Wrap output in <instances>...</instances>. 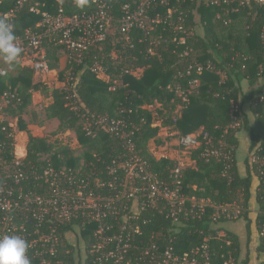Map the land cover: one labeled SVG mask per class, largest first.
Segmentation results:
<instances>
[{
  "label": "built area",
  "instance_id": "built-area-1",
  "mask_svg": "<svg viewBox=\"0 0 264 264\" xmlns=\"http://www.w3.org/2000/svg\"><path fill=\"white\" fill-rule=\"evenodd\" d=\"M6 2L15 4V9L0 12V18H7L12 24L22 10L41 16L34 29L15 33L17 46L23 55L31 57L30 68L37 74L51 71L45 51L47 43L63 46L66 65H80L91 52L102 49L116 32L123 41H129L134 29L147 36L166 23L174 33H186V16L175 9L173 0H139L135 6L127 3L122 6L121 17L114 14L111 0H92L93 9L72 15L64 14L62 8L57 15L42 12L41 0H0V5ZM197 4L219 9L217 19L225 25L244 11L252 20L262 19L260 38L264 43V0H197ZM159 7L167 8V12L162 15ZM179 42L184 43V38ZM149 53L155 54L152 49ZM263 69L264 64L261 73ZM91 71L99 79L109 81L97 63ZM205 72H216L221 84L227 80V75L216 70L210 61H190L185 76L191 79L174 88L178 100L172 113L174 125L198 92L200 76ZM124 73L135 75L129 70ZM7 75L8 71L0 65V76ZM63 82L62 88L72 91L70 98L76 99L71 69L66 70ZM121 85L114 80L110 90ZM0 100L7 105L20 101L10 92H5ZM77 103L72 105L76 112L79 107L84 108ZM256 103L264 104V91ZM230 118L231 124L223 129L217 143L204 134L207 142L203 157L223 161L224 176H231L236 153V147L227 142V135L243 123L240 102L234 99L230 101ZM10 125L0 121V237L16 235L27 241L30 264H241L233 257L219 260L210 245L211 235H205L203 243L190 251L178 252L176 240L180 229L191 221H202L208 208L214 209L211 227L219 239L228 236L225 225L243 220L247 209L242 200L215 206L209 200L188 195L180 166L170 171L168 179L159 177L140 154L134 142L135 130L123 117L88 111L81 115L87 137L95 139L105 132L122 143L111 161H102L101 168L85 159L77 166L58 164L53 153L43 156L39 163L27 161V152L25 156L16 153L15 130ZM201 134L178 133V145L197 149L202 144ZM58 159L63 161L64 155L58 154ZM250 164L257 180L258 210L254 224L264 259V153H252ZM226 239L230 245L231 238Z\"/></svg>",
  "mask_w": 264,
  "mask_h": 264
},
{
  "label": "trees",
  "instance_id": "trees-1",
  "mask_svg": "<svg viewBox=\"0 0 264 264\" xmlns=\"http://www.w3.org/2000/svg\"><path fill=\"white\" fill-rule=\"evenodd\" d=\"M111 1L114 3V14L121 17L124 4L135 6L139 0ZM41 2V11L53 15H57L60 8L64 14L72 15L94 7L92 0H41ZM173 6L186 16V33H174L166 23L158 25L147 36L143 31L134 29L129 34V41H123L122 36L116 32L114 37L105 42L102 49L91 52L82 64H67L59 75L65 81L66 70H72L76 83V99L70 98L72 91L66 87L50 90L46 84L36 83L33 77L35 71L29 67H22L19 62L14 67L15 74L8 72L6 77L0 76V98L5 92H10L20 101H14L9 105L0 101L3 106L1 111L19 117L20 131H27L21 115L31 104L32 93L39 92L50 96L53 103L46 109V118L57 119L60 123L59 128L63 131L73 130L85 152L82 156L74 157L68 148L55 150V146L49 143L48 139L30 135L27 161L39 163L43 156L53 153V160L58 164L77 166L85 159L87 162H94L97 168L102 167V161H111L122 143L115 136L105 132H100L95 139L87 137L82 130L81 115L88 111L100 116H121L135 130L134 142L140 154L148 160L151 170L159 177L168 179L170 171L179 167L178 162L169 158L157 160L148 148L149 142L156 139L160 132V127H153L154 118L149 107L155 104L162 105L165 114L161 113L163 116L161 127H172L183 135L202 132L200 136L202 144L192 150L190 156L194 166L182 169L185 192L192 197L209 200L215 206L242 200L247 209L242 220L245 232L243 240L231 231H227V237L231 238L230 245L227 244V237L223 239L215 237V231L211 227L214 209L208 208L202 221H191L189 226L180 229L176 240L178 252L190 251L201 245L207 235H211L210 245L219 260L233 257L241 264H249L253 259L250 248L252 229L249 203L254 179L248 168L246 176L240 174L237 149L238 134L246 132L250 138L249 151L264 153V104L256 103L264 91L262 84L264 72L261 73L264 64V43L260 38L262 19L252 20L248 12L244 11L237 15L231 24L225 25L217 19L219 9L199 6L197 0L179 2L173 0ZM13 9L15 4L11 2L0 5V12L4 14ZM157 10L162 15L167 12V8L164 7ZM40 19V15L27 10L20 11L14 21L15 33L19 34L26 28L34 29ZM198 26L203 29L202 35L197 33ZM181 38H184V43L179 42ZM115 39L120 40L116 45ZM151 49L154 55L149 53ZM62 50L64 51L63 46L55 42L45 45L50 70L58 68L59 53ZM114 51L119 54L117 59L113 58ZM22 56L23 53L20 57ZM192 60L202 63L210 61L216 70L220 69L227 75V80L221 84V77L216 72H205L200 76L198 92L191 97L189 107L174 125L172 113L178 105L174 88L177 85H186L191 79L185 76V71ZM96 63L103 69L109 81L99 79L92 73L91 69ZM125 70L131 72L139 70L142 74L137 77L125 74ZM182 74L184 75L181 76ZM114 80H119L122 85L111 91L110 87ZM245 81L251 90L243 89ZM232 99L240 102L243 123L240 128L227 135V142L236 147V153L231 176H224L223 161L203 157L207 142V139L204 140V134H207V138H211L214 143L222 137L223 129L231 124ZM74 101L84 108L79 107L78 112L74 111L72 109ZM249 115L252 116L251 120L248 118ZM58 154L64 155L63 161L58 159ZM261 250L259 246L257 251L260 254ZM254 258L257 259L258 256Z\"/></svg>",
  "mask_w": 264,
  "mask_h": 264
},
{
  "label": "rangeland",
  "instance_id": "rangeland-1",
  "mask_svg": "<svg viewBox=\"0 0 264 264\" xmlns=\"http://www.w3.org/2000/svg\"><path fill=\"white\" fill-rule=\"evenodd\" d=\"M117 30V27H115ZM197 33L199 35L203 34V29L198 26ZM120 40L115 39L114 44H118ZM119 54L113 52V58L117 59ZM30 56L23 55L19 58L20 65L22 67L30 68ZM0 65L5 68L10 74H15V68H9L6 62L0 58ZM65 53L62 50L59 53L58 68L51 70L49 73L37 74L34 72V81L46 84L50 90L61 89L64 86L63 80L60 78V72L65 68ZM137 77H140L142 71L134 72ZM256 88V87H255ZM243 89L245 91L251 90V87L247 82H243ZM1 101V100H0ZM2 102V101H1ZM0 102V121L7 122L11 124V128L15 130L14 143L15 150L19 156H25L27 152V145L29 142V136L35 138H46L49 143L55 146V150H61L62 148H68L73 152L74 157L82 156L85 152V148L80 145L77 140L76 133L73 130L63 131L59 128V121L57 119H47L46 109L53 103V99L50 96L42 95L39 92L32 93V102L29 107L22 113L21 118L27 126V131H20L19 128V117L13 116L10 112L1 111L3 109L2 103ZM154 118L153 127H160V132L158 137L149 142V152L157 159L169 158L178 162L179 166L182 168L194 166V162L191 160L192 150L182 148L178 145L177 132L172 127H161L163 123V116L161 113L165 114L164 108L160 104H155L149 107ZM21 150L24 153L21 154ZM253 241L250 244L254 250ZM253 250V251H254ZM254 256L261 258V254L255 250ZM256 259V258H255ZM256 259V260H257Z\"/></svg>",
  "mask_w": 264,
  "mask_h": 264
},
{
  "label": "clouds",
  "instance_id": "clouds-1",
  "mask_svg": "<svg viewBox=\"0 0 264 264\" xmlns=\"http://www.w3.org/2000/svg\"><path fill=\"white\" fill-rule=\"evenodd\" d=\"M15 26L7 18H0V58L9 68L19 63L22 49L16 44ZM28 242L16 235L0 237V264H30Z\"/></svg>",
  "mask_w": 264,
  "mask_h": 264
},
{
  "label": "crops",
  "instance_id": "crops-1",
  "mask_svg": "<svg viewBox=\"0 0 264 264\" xmlns=\"http://www.w3.org/2000/svg\"><path fill=\"white\" fill-rule=\"evenodd\" d=\"M244 113L246 112L244 111ZM248 118H250L249 120H251L252 116L250 117L249 115ZM238 141H239L238 149H237L238 169L242 176H246L247 168L250 170V172L252 169L251 164H250V156L252 153L249 151L250 150V138L248 137V134L246 132H241L238 134ZM253 179H254V183H253V189L251 193L252 196H251V200L249 203V209H250L249 218L251 220L252 241L253 243H255L254 244L255 250H257V248H259V244H258L259 241L257 242L259 238L257 236V233H256L257 231H256L255 224H254L256 213L258 210L257 195H256L257 180L254 176H253ZM243 226L244 224L242 220H240L236 222L227 223L224 229L226 231H231L232 233L236 234L240 240H243V237L245 235ZM251 250L253 252L252 253L253 259L249 264H264V259L262 258V256L261 258H259V260L258 259L256 260L254 258V253H256V251L252 247H251Z\"/></svg>",
  "mask_w": 264,
  "mask_h": 264
},
{
  "label": "bare ground",
  "instance_id": "bare-ground-1",
  "mask_svg": "<svg viewBox=\"0 0 264 264\" xmlns=\"http://www.w3.org/2000/svg\"><path fill=\"white\" fill-rule=\"evenodd\" d=\"M24 153V150H21V154H23Z\"/></svg>",
  "mask_w": 264,
  "mask_h": 264
}]
</instances>
